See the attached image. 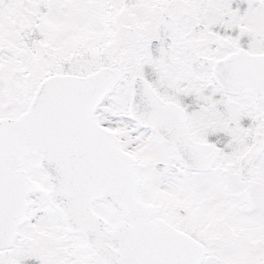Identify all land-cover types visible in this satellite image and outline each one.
<instances>
[{
    "label": "snow or ice",
    "instance_id": "snow-or-ice-1",
    "mask_svg": "<svg viewBox=\"0 0 264 264\" xmlns=\"http://www.w3.org/2000/svg\"><path fill=\"white\" fill-rule=\"evenodd\" d=\"M0 264H264V0H0Z\"/></svg>",
    "mask_w": 264,
    "mask_h": 264
}]
</instances>
